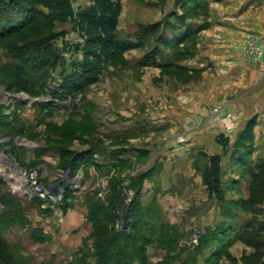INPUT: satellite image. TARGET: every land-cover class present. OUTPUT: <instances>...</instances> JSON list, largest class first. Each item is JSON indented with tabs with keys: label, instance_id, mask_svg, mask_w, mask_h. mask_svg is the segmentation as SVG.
<instances>
[{
	"label": "rangeland",
	"instance_id": "rangeland-1",
	"mask_svg": "<svg viewBox=\"0 0 264 264\" xmlns=\"http://www.w3.org/2000/svg\"><path fill=\"white\" fill-rule=\"evenodd\" d=\"M121 1L117 57L71 98L59 91L83 57L63 48L82 42L73 23L40 8L0 30V215L17 217L2 229L0 264H95L99 202L117 231L150 237L133 264H264V0ZM59 33L62 60L46 68L43 40ZM20 68L47 75L40 93ZM211 156L222 158V201L203 181ZM33 175L74 192L58 190L52 209L34 200Z\"/></svg>",
	"mask_w": 264,
	"mask_h": 264
},
{
	"label": "trees",
	"instance_id": "trees-1",
	"mask_svg": "<svg viewBox=\"0 0 264 264\" xmlns=\"http://www.w3.org/2000/svg\"><path fill=\"white\" fill-rule=\"evenodd\" d=\"M40 8L46 11L45 17L50 23H73L74 31L78 33L82 41L80 45L70 46L65 43L63 47L64 50L72 49L78 52L81 50L83 54L81 62L75 65L73 72L69 76L64 77L61 91L57 90L64 97L71 98L76 92L97 83L106 67L117 57L120 51L118 26L123 8L122 1L94 0L92 5L75 8L71 0H0V17L2 16L1 18L6 22L1 21L0 24V30L4 32L2 37L7 33H12L15 28L24 22L26 23L32 16L38 15ZM6 13H11L13 17L7 16ZM64 35V33L51 34L44 38L43 41L48 53L43 59V64L46 68L53 69L62 60V51L54 47V42L57 38H62ZM17 76L19 79L31 77L26 69L23 68L18 69ZM46 76L44 74V77L42 76L39 80L30 78V83L31 81L33 82L30 87L34 92L40 93ZM59 94L57 93L56 95L59 96ZM2 117L4 120L11 121L13 116L2 113ZM218 141L223 148L228 147V140L225 138H219ZM3 146L4 144L0 142V149ZM206 158L208 159V167L203 179L204 184L211 196L222 201L224 199L221 181L222 158L220 156ZM63 184L66 186L65 182ZM73 192L74 190L66 188L65 197L69 199ZM34 200L43 203L38 197H35ZM2 202L5 208H13L10 202L7 203L4 200ZM135 202L131 204L128 212L129 217L127 218L129 223L131 221L132 229L134 226L135 229L137 228V223L134 222L136 218L133 214ZM118 203L123 206L122 202L118 201ZM10 212L6 211L0 215V245L5 251L10 249L3 238L2 229L8 220L13 218L16 220L17 218L15 214ZM89 216L95 222L97 229H99L96 234L97 243L94 247L97 259L95 264H133L136 260H144L145 244L143 242L150 238L146 234V230L137 234L135 232L133 235L130 234L128 236L121 231H117L113 228L116 218L111 217L109 213L107 214V208L105 209L100 202L91 205ZM80 259L72 262V264H89L86 263L88 257L84 256ZM11 260L13 264H23L17 258L12 257Z\"/></svg>",
	"mask_w": 264,
	"mask_h": 264
},
{
	"label": "built area",
	"instance_id": "built-area-1",
	"mask_svg": "<svg viewBox=\"0 0 264 264\" xmlns=\"http://www.w3.org/2000/svg\"><path fill=\"white\" fill-rule=\"evenodd\" d=\"M202 121V120H201ZM201 121L200 120H198V121H196L195 122V127H198L200 124H201ZM185 142V139H184V137L183 136H180L179 138H178V140L176 141V143L177 144H182V143H184ZM66 175V174H65ZM67 177V179H71V177H69V176H66ZM63 181V180H62ZM66 181V180H65ZM72 181H74V180H72ZM72 181H67L68 183H73ZM32 185H34V189H35V193H34V197H38L40 200H42L43 202H49L50 203V208H52V209H55V206L57 205V201H58V198H57V195L59 194L57 191L58 190H60L61 191V193H62V195H61V197L62 196H64V193H65V190H66V188H67V185L65 186V185H55L54 187H50V188H46L44 185H42V184H40L38 181H37V179H36V175H33L32 177H31V179H30V181H29ZM75 183V182H74ZM60 197V198H61ZM120 211H123V209L122 210H120ZM124 214V212H122L121 214H120V217H121V220L119 221V222H117V225H118V227L117 228H121L123 225H124V220H123V215Z\"/></svg>",
	"mask_w": 264,
	"mask_h": 264
}]
</instances>
